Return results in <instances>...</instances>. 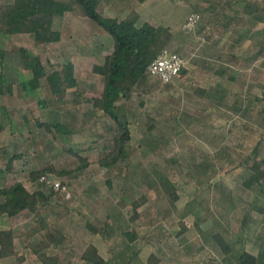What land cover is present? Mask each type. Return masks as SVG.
<instances>
[{"label":"rangeland","instance_id":"374dc122","mask_svg":"<svg viewBox=\"0 0 264 264\" xmlns=\"http://www.w3.org/2000/svg\"><path fill=\"white\" fill-rule=\"evenodd\" d=\"M248 2L264 6V0L102 1L101 10L107 15L124 17L135 9L140 22L170 26L174 34L167 46L187 59L185 71L172 82L149 75L129 98L118 101L132 138L128 161L113 169L98 159L106 138L117 131L116 122L87 100L101 94L103 76L94 73L92 65L103 61L111 46L110 34L70 11L57 15L55 27L63 32L58 42L35 45L28 33L18 39L19 34H11L10 43L6 39L5 44H12L6 47L8 56H14V47L28 46L41 56L47 71L53 64L72 60L80 81V96L71 88L66 102H50L48 87L41 92L49 99L47 106L38 104V93H27L20 102L9 95L0 99L8 104L14 121L11 127L6 120L13 132H4L11 141L0 149V168H6L13 153L23 154L15 160L13 173L0 172V184L19 178L28 181L30 170L49 163L75 168L79 159L71 148L90 161L70 175L54 173L67 183L70 196L60 193V199L54 198L44 209L68 238L63 246L46 249L58 252L62 264H85L80 255L90 242L110 258L111 248L127 244L122 230L131 227L140 234L131 244L138 251L132 264H146L152 252L159 257L157 264H231L214 237L216 232L226 236L236 253L248 250L262 260L264 184L246 187L243 181L252 173L253 146L260 144L259 157L264 156V50L260 52L264 20L255 22L244 10ZM193 11L201 14L200 20L193 29H184L182 23ZM12 64L9 59L5 66L10 75H14ZM16 78L14 91L19 92ZM76 97L81 102H75ZM23 111L30 121L23 119ZM35 116L60 120L68 131L40 127ZM6 118L0 120L5 123ZM38 183L34 184L42 186ZM173 190L179 194L175 201ZM142 194L149 197L140 207L145 217L131 222V201ZM108 216L120 228L111 237L112 245L109 237L86 227L87 220L102 225ZM182 223L187 228L179 233ZM4 224L17 232L16 250L25 260L19 263L14 255L3 264H42L26 245L40 238L25 235L35 224L34 213L26 209L15 218H5Z\"/></svg>","mask_w":264,"mask_h":264},{"label":"trees","instance_id":"16d2710c","mask_svg":"<svg viewBox=\"0 0 264 264\" xmlns=\"http://www.w3.org/2000/svg\"><path fill=\"white\" fill-rule=\"evenodd\" d=\"M102 1L0 0V54L4 57L3 38L10 37L11 34L28 33L35 45L60 41L63 32L61 29L55 28V17L70 11L88 17L112 36L114 42L112 52L104 55L103 61L95 62L92 65V71L103 76L101 94L89 97L87 100H91L95 108L103 110L116 122L117 131L112 137L106 138L102 154L98 159L102 166L113 169L119 167L122 162L128 161V146L132 138L130 123L120 113L118 101L129 98L138 86L150 78L147 72L149 63L158 56L163 48L168 47L174 33L170 26L163 23L155 24L146 20L140 22V13L135 9H132L124 17L107 15L101 10ZM244 10L253 14L255 22L264 20V6L253 3L252 7L248 2ZM238 12L236 11V14ZM262 50H264V45L261 46L260 52ZM17 51L22 66L32 73L27 80L20 83L21 88L28 92L38 93L40 106L49 105V99L53 103L66 102L71 88H74V93L80 96V81L72 60L53 64V68L47 71L39 54L29 52L28 47L24 45L19 46ZM43 79L46 81L43 82ZM44 87L49 89V93H47L49 99L45 95L42 96L41 92ZM11 88L6 74L1 70L0 93ZM74 100L81 102L80 97H76ZM24 118L27 120L30 117L26 114ZM34 120L38 126L49 131L53 129L68 131L66 124L60 120H42L39 116H35ZM70 150L79 159L75 168H57L54 164L49 163L41 168L30 170L28 172L29 180L33 183L39 182L38 178L42 173L70 175L75 170L81 171L89 165L90 161L87 157L72 148ZM260 154V144H256L249 155L252 158L249 159L252 173L243 181L246 187L264 184V156L260 159ZM21 156H23L21 152L13 153L8 158L5 170L14 172L16 170L14 162ZM1 170L2 168H0ZM60 193L59 190L39 186L30 190L20 178L10 185H0V213H6L10 218H15L26 209L34 213L35 224L25 231V235L29 239L40 234V239L36 242L29 240L26 245L39 255L42 264H62V257L58 252L49 253L46 249L61 247L68 241L65 232L51 222L44 212L46 206L54 198L60 199ZM170 195L173 201L179 198V194L174 190L170 192ZM148 200V195L142 194L131 201L132 213L129 217L131 222L145 217L140 207ZM108 218L109 216L102 225L87 220L86 227L93 233H101L104 237H109V242L112 245L115 240L111 237L117 236L116 233L120 228ZM182 224L183 227L179 233H183L187 228L185 223ZM16 233L13 227L0 229V258L15 255L17 261L21 263L25 260V255L18 254L16 250ZM122 234L126 237L127 244L120 249L111 248L110 258L102 255L98 246L90 242L82 251L80 259L85 264H132L138 251L131 244L140 234L135 227L122 230ZM214 237L222 252L230 259L231 264H264V255L260 260L258 255L248 250H243L238 254L223 233L216 232ZM158 261L159 257L152 252L146 264H157Z\"/></svg>","mask_w":264,"mask_h":264},{"label":"crops","instance_id":"0c3cea01","mask_svg":"<svg viewBox=\"0 0 264 264\" xmlns=\"http://www.w3.org/2000/svg\"><path fill=\"white\" fill-rule=\"evenodd\" d=\"M9 1H11V0H9ZM145 1V0H144ZM144 1H142V2H144ZM110 16H112V15H110ZM113 16H115V15H113ZM59 17V16H58ZM55 18H57V16L55 17ZM55 24H56V21H55ZM56 28V27H55ZM59 29V28H58ZM22 34H19V35H16L17 37H15L16 39H18L20 36H21ZM14 37L13 36H10V37H5V40H3L2 41V47L4 48V50H5V53H4V57L3 56H1V54H0V71L1 70H3L4 71V73L6 74V77H7V79H8V82L10 83V85L12 86V88L10 89V90H7V91H5V92H3V93H0V99L1 98H4V96L5 95H9L11 98H12V100L13 101H18V102H20L21 100H26L27 99V93L28 94H31L32 92H28V91H25L24 89H22L21 88V91H19V92H17V91H14V88H16V80L14 79L15 77H17L16 79H18L19 80V83H21L22 81H24V80H27L31 75H32V73L28 70V69H26V68H24L23 66H22V63H21V61H20V55H19V53H18V51H17V49H18V47L19 46H21V45H18L17 47H14V48H16L12 53L14 54V56L13 57H11V56H8L7 55V51H6V47L8 46V47H11V45L12 44H9L11 41H10V39L12 40ZM6 39L8 40V42L9 43H7V44H5V42H6ZM107 41H109V42H111L110 44H111V46H109V49L103 54V57H104V55H106V54H108V53H110V52H112V50H113V47H114V42H113V38H112V36H110V35H108L107 36ZM4 45H5V47H4ZM40 45H44V44H40ZM25 46V45H24ZM26 47H28V46H26ZM28 49H29V52H31V53H34L29 47H28ZM7 57H10V58H8V60H7ZM9 59H12V61H13V64H12V67L10 68V69H12V71L14 72V75H10V73H9V71L7 72V70H6V63L8 64V61H9ZM104 59V58H103ZM14 65H15V67H14ZM9 66V65H8ZM15 70H16V72H15ZM12 77H13V79H12ZM44 80V79H43ZM42 80V81H43ZM21 86V85H20ZM7 100H9V99H7ZM19 104H22V103H19ZM22 106H24V105H22ZM8 104H4V103H1L0 102V119H2V118H4V116H8V118H6L5 119V123L3 122V121H1L0 120V149H3L2 147H4L5 148V146H7L8 144V142L9 141H11V138H9L8 136H7V134H5L7 131H12L13 129H11L10 128V126L12 127V125H14V121H13V119H12V117H11V115H10V113L8 112ZM22 110H26V109H24V107L22 108ZM25 115H26V112L25 111H23V114H22V116H23V119H25L24 117H25ZM8 119V121H9V125L10 126H8L7 125V123L8 122H6V120ZM5 132V133H4ZM13 132V131H12ZM11 134V136H12V133H10ZM10 136V137H11ZM9 158V157H8ZM0 166H1V164H0ZM2 171V175H9L10 173H13V171H6L5 169L3 170H1ZM0 171V172H1ZM4 177V176H3ZM24 182H25V185L30 189V190H34L35 189V186H38V185H35L36 183H38L37 181L36 182H32V181H25V180H23ZM27 182H29V183H27ZM13 183V182H12ZM12 183H9V184H0V185H10V184H12ZM39 184V183H38ZM31 187H33V188H31ZM39 187H43V186H39ZM37 188V187H36ZM9 216H8V214H6V213H0V229L1 228H7V227H11L10 225H5L4 224V221H5V218H8ZM14 228V227H13ZM15 230V229H14ZM37 235V234H36ZM40 239V238H39ZM31 242H34V241H31ZM16 243V242H15ZM39 256V255H38ZM11 256H6V257H2V258H0V264L2 263H5V260L7 259V258H10Z\"/></svg>","mask_w":264,"mask_h":264},{"label":"built area","instance_id":"2783aa9c","mask_svg":"<svg viewBox=\"0 0 264 264\" xmlns=\"http://www.w3.org/2000/svg\"><path fill=\"white\" fill-rule=\"evenodd\" d=\"M201 18L198 11L189 13L182 23L184 29H193ZM187 67V59L181 53L165 47L148 65L149 75L157 77L163 83H170L180 76ZM39 183L45 188L59 190L62 194L70 196L67 183L54 173H42L38 178Z\"/></svg>","mask_w":264,"mask_h":264}]
</instances>
